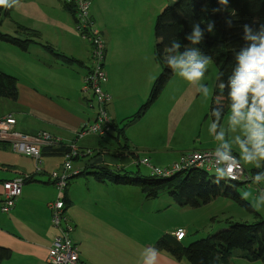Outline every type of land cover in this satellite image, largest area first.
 Listing matches in <instances>:
<instances>
[{"label": "crops", "instance_id": "crops-1", "mask_svg": "<svg viewBox=\"0 0 264 264\" xmlns=\"http://www.w3.org/2000/svg\"><path fill=\"white\" fill-rule=\"evenodd\" d=\"M34 1L30 0V3ZM88 2L89 19L105 41L104 69L108 80L103 90L111 96L108 113L115 126L108 133L110 136H96L95 143H92L90 137H94V134L80 135L83 128L96 120V108L93 106L94 98L82 92L83 78L91 67V45L84 36L85 32L78 28L79 8L74 0H51L49 9L54 10L56 15L46 17L39 14L38 23L42 27L25 24L28 29L38 30L41 38L39 43H31L27 50H23V56L16 54V57L21 58V77H15L18 81L17 100L7 99L12 101L11 107L0 114V117L13 116L16 130L21 133L34 136L46 132L59 139L63 146L56 150L60 149L61 152H67L75 145L80 150H93L96 156L98 149L102 148L109 154L128 157L131 162L134 157L135 163L139 159L147 158L153 166L161 168L171 166L185 152L214 149L191 150L187 141L172 144L174 140L155 126L156 122L152 120L154 107L138 122L129 123L145 104L151 85L161 70L155 59V23L156 10L163 5L150 14L146 1ZM65 3L74 6L76 17L65 8ZM45 45L52 47L55 54L74 58L78 63H65L63 59L49 52ZM165 120V115L160 118L162 126ZM188 122H195V119ZM121 128H124L122 138L112 137L117 136ZM104 141H110L114 146L108 147ZM119 144L122 147L127 146L128 149L121 151ZM63 154L60 156L65 158ZM19 156L21 158L7 154L0 159V165L4 166L0 169V248L11 252L8 258L0 259V264H49V250L65 225L71 228V238L78 247L84 264H139L141 252L144 256L150 255L145 248H155L156 242L163 235L176 236L177 232L183 230L162 229L156 232L152 226L142 224L144 233L150 229L154 231L150 238L142 239L139 234H131V231L138 228L129 222L127 216L132 215V212H129L127 205L124 206V197L106 196L114 204V208L108 210L105 197H96L97 194L87 192L72 194L71 188L68 189L70 180L79 177L78 174L84 170L90 169L88 173L93 172L91 165H94V158L84 168L75 170L79 173L70 178L66 189L61 193L56 182L51 179L53 173L61 171L42 166V156L40 174L48 175L49 179L37 180L36 174L39 173L35 161ZM4 161L9 162L8 165H4ZM153 162L159 164L155 165ZM127 165L100 166H108L116 171L127 168ZM19 176L26 177L22 195L8 213H3L2 183ZM87 176L95 180L93 175ZM60 198L64 204V212L61 214L62 222L56 225L53 223V212L48 206ZM125 221L128 223L126 226ZM129 238L136 242L128 244L125 239ZM156 264L188 263L177 261L166 252L158 251Z\"/></svg>", "mask_w": 264, "mask_h": 264}, {"label": "trees", "instance_id": "trees-1", "mask_svg": "<svg viewBox=\"0 0 264 264\" xmlns=\"http://www.w3.org/2000/svg\"><path fill=\"white\" fill-rule=\"evenodd\" d=\"M216 7H218L216 0H177L172 6L169 5L163 8L157 15L155 23V37L157 41L155 57L164 68L166 67V70L155 82L151 98L129 120V123L136 121L135 119L142 118L150 109L153 100L160 95L166 78L169 74H173L164 58L165 49L175 40L181 45L180 51H183L184 47L189 44L185 36L191 31V26L195 22H200L202 27L210 21L216 22L214 31L206 33L204 40L195 47H198L203 54L211 57V62L217 67L220 81L227 80L234 62L233 54L244 43L241 39L243 34L242 25L250 24L255 27L259 24H264V0H228L227 11L224 13H214L212 9ZM65 8L73 17H76L74 6L65 3ZM1 9L5 8L1 6ZM11 9L12 7L5 10L7 16ZM227 16H230L233 21L231 28L224 22ZM20 30L27 33V37L24 40L1 32L0 39L16 44V46L23 50H27L31 43H39L38 40L41 36L38 31L28 28H20ZM44 47L55 56L63 59L67 64L78 63V60L74 58H68L58 53L55 54V51L50 46L45 45ZM90 70L91 68L87 74ZM17 83L18 81L15 77L0 71V98L16 101L18 96ZM227 103L226 90H224L223 94H221V90L215 93L210 109L212 120L215 119L212 114L213 109L218 105H224V112L225 114L227 113ZM113 128L115 129L114 125ZM123 132L124 128H121L117 132V136L112 135V137L116 139L122 138ZM0 144L9 146V144L5 143ZM119 148L121 151L128 149L127 146L122 147L121 145ZM61 151L60 149L53 152L45 150L42 155L60 156L65 152ZM97 155L90 159L97 157ZM91 168L94 170L93 172L88 173L87 170H84L78 176L93 175L99 183L112 182L115 184L137 185L141 188L144 197L147 199H157L161 194L167 192L180 207L199 208L219 197H225L249 211H254L247 201L241 199L238 193L237 187L242 183L222 180L219 184H216L214 183L215 176H209V173L204 170L192 169L175 173L166 178L150 174V176H139L137 179L131 180L128 176L121 178L116 175V171H113L108 166L91 165ZM123 169H125V173H128L127 168ZM139 172L140 169L138 168L137 173ZM230 224L228 229L188 246L183 245V239L178 240L172 234H165L156 242L155 248L158 251L166 252L177 261L188 264H229L235 250L241 251L238 255L239 258L250 263H264V218H261L254 224L231 222ZM10 254L9 250L0 248V259L8 258ZM81 261L84 262L82 259Z\"/></svg>", "mask_w": 264, "mask_h": 264}, {"label": "rangeland", "instance_id": "rangeland-1", "mask_svg": "<svg viewBox=\"0 0 264 264\" xmlns=\"http://www.w3.org/2000/svg\"><path fill=\"white\" fill-rule=\"evenodd\" d=\"M146 1L149 8L150 14L155 12V10L162 4L163 6L156 10L157 15L162 11L163 7L173 5L177 0H139ZM51 0H35L30 3V0H19L16 6H13L8 16L6 15V9H1L0 6V32L3 34H8L13 37H18L20 40H24L27 37L25 31H21L20 28H28L26 25H37L42 27L39 21V14L46 17H52L56 15V12L50 8ZM40 4L42 6H40ZM34 6V7H32ZM46 8L45 10L42 9ZM143 5L140 6L142 8ZM23 25V26H22ZM38 31V30H36ZM39 32V31H38ZM91 45V57L93 53V44L89 35L84 34ZM103 40V53L105 55V41L100 34ZM157 42V41H156ZM156 47V44H155ZM23 49L16 46V44L9 43L0 39V71L14 77H21V58L16 57L17 55L23 56ZM156 59V57H155ZM157 61V59H156ZM157 63L161 67V70L157 76H159L166 70L158 61ZM85 78V77H84ZM83 78V82H84ZM154 80L149 94L147 96L146 102L151 98L153 94V87L155 85ZM220 79L218 76L217 67L213 62H210L208 71L205 74L204 83L208 86L210 90V96L206 103L201 102L200 94L197 92L195 86L189 85L186 81L175 76L174 74L168 75L166 78L162 91L156 99L150 105V108H153L152 111V120L156 122L155 126L159 129L164 130L168 137H171L172 144H177L180 141L189 143L188 147L193 150L196 149H208L215 148V142L212 136L208 132V125L211 119V105L212 99L215 96V93L220 91L219 83ZM111 97V96H110ZM94 98V97H93ZM158 100V101H157ZM96 111L98 109V104L96 99L93 100ZM157 101V103H156ZM111 103V100L107 106ZM156 105L154 106V104ZM12 101L7 99H0V114L8 111L11 107ZM227 114V113H226ZM166 117L164 125H161L159 121L162 116ZM109 116V113H108ZM110 118V116H109ZM195 119V122H188L190 119ZM138 122L139 119H135ZM111 121V118H110ZM186 122H188L186 124ZM224 121L222 120L221 123ZM112 130L113 122L111 121ZM111 130V131H112ZM112 134V133H111ZM98 134H94V137H90V141L95 143V137ZM110 136L106 134L104 136H99L104 138ZM97 138V137H96ZM176 139V140H175ZM108 147H113V143L110 141H104ZM171 144V145H172ZM120 146V144H119ZM5 145L0 144V159L4 158L7 154L14 156V158H21L16 153H13L10 146L6 150ZM100 155H103L105 152L102 149H98L97 152ZM234 154L238 156V152L234 151ZM94 157V156H93ZM139 159V157H138ZM131 163L127 165L128 173H125V169L121 168L120 170L116 169V175L121 178L127 177L131 180L137 179L139 176L146 177L150 176L149 168L135 163L132 158ZM64 157L63 156H43L42 166L52 167V170L62 171ZM90 162L89 157L80 158L73 161V170H78V168H84L85 164ZM9 162L4 161V165H8ZM156 164V162H153ZM4 166L0 165V169H3ZM244 167V177L252 178L256 172L260 169H256L250 165H243ZM138 168L140 172H138ZM5 169V168H4ZM123 169V170H122ZM88 171H91L90 169ZM0 172H2L0 170ZM51 172V171H50ZM209 176H215L214 170L209 171ZM49 176H44L36 174V179L48 178ZM247 181H242V183L237 187L238 193L240 194L245 190L256 191L260 185H256L252 182V179ZM251 182V183H249ZM246 185H245V184ZM97 183L92 177L87 175H80L77 178H73L69 182V188L71 192L80 195L83 192L97 194L96 197H105V201L108 203V210L114 208L112 199L106 196L112 197H124V206L129 207V212H132V215H128L129 222L133 223V226L138 228V230L131 231V234L136 233L142 237V239L150 238L154 231L143 232L142 224L150 225L151 228H154L156 232H159L162 229L171 230L180 228L186 234V238L183 242V245L188 246L192 243L198 242L202 239H205L211 235H214L222 230H226L230 227L231 223H240V224H254L259 221L261 218H264V212L249 211L231 199L225 197H219L218 199L213 200L211 203L201 206L199 208L191 207H180L170 195L165 192L160 195L157 199H147L144 197L141 188L137 185L132 184H113L112 182ZM106 188L111 189L107 190ZM117 198V197H116ZM128 202V204H127ZM248 202V201H247ZM249 203V202H248ZM261 206H264V202H261ZM125 216V219H127ZM230 221V222H229ZM111 222H114L111 220ZM125 221V226L127 225ZM129 243H135L136 241L133 238L125 239ZM241 253L240 250H235L232 259L229 264H264L263 262L250 263L242 258H238V255Z\"/></svg>", "mask_w": 264, "mask_h": 264}, {"label": "clouds", "instance_id": "clouds-1", "mask_svg": "<svg viewBox=\"0 0 264 264\" xmlns=\"http://www.w3.org/2000/svg\"><path fill=\"white\" fill-rule=\"evenodd\" d=\"M18 2L0 0V6L11 8ZM216 2L218 7L212 9L214 13L227 11L228 0ZM224 22L230 28L233 26L230 16L225 17ZM215 26V21L203 27L200 22H195L185 36L189 44L183 51L175 40L165 49L164 58L173 74L195 86L202 103H206L210 96L204 78L211 57L195 46L204 40L206 33H212ZM242 32L244 43L233 54L231 72L227 80L218 85L221 94L227 91V114L224 105H218L212 113L215 119L210 120L208 125V132L215 142V148L210 153V165L214 169L216 184L235 179L243 165L260 169L251 179L261 187L256 191H242L240 197L248 201L253 210L264 212V206H261L264 202V24L255 27L244 24ZM221 120L224 122L221 123ZM234 151L238 152V156L234 155ZM145 249L150 255L144 256L141 252L139 264H156L158 250L154 247Z\"/></svg>", "mask_w": 264, "mask_h": 264}, {"label": "built area", "instance_id": "built-area-1", "mask_svg": "<svg viewBox=\"0 0 264 264\" xmlns=\"http://www.w3.org/2000/svg\"><path fill=\"white\" fill-rule=\"evenodd\" d=\"M74 1L79 8L78 18L80 25L78 28L89 35L93 44L91 70L84 78L82 92L94 97L98 104L96 120L86 128H83L80 131V135L83 136L88 133L104 136L112 130V124L107 113V106L111 97L103 90V86L108 80L107 72L104 69L103 40L99 30L93 27L89 19L88 0ZM0 143L9 144L11 149L17 154L33 159L36 163L37 173H41L40 166L43 150L54 151L63 146L59 139L46 132L31 136L17 131L16 120L10 115L0 117ZM213 150L214 149L185 152L171 166L164 168L153 166L147 158L139 159L137 163L148 167L151 175L162 178L192 169L209 172L214 170L210 165V153ZM63 155H65L63 170L53 173L51 177V179L56 182L61 193L66 189L70 178L79 173L73 170V161L85 157L90 158L94 156L95 153L93 150H80L77 146L72 145L69 151L65 152ZM25 180L26 177L19 176L2 183L3 200L1 211L3 213H8L15 206L17 199L22 195ZM249 180H251V178L244 177L243 166L237 172L235 179H230V181L237 182H248ZM48 207L53 212V223L59 225L62 222L61 214L64 212L62 198L57 200L56 203L49 204ZM184 236L185 233L183 231L176 233L178 240H182ZM48 263L84 264L80 259L78 248L71 238V228L68 226L65 225L64 228L60 230V235L53 241L48 253Z\"/></svg>", "mask_w": 264, "mask_h": 264}, {"label": "water", "instance_id": "water-1", "mask_svg": "<svg viewBox=\"0 0 264 264\" xmlns=\"http://www.w3.org/2000/svg\"><path fill=\"white\" fill-rule=\"evenodd\" d=\"M131 162V159L126 157L124 158L121 154H109L105 153L103 155L97 156L93 159L92 163L94 165H110V166H123Z\"/></svg>", "mask_w": 264, "mask_h": 264}, {"label": "bare ground", "instance_id": "bare-ground-1", "mask_svg": "<svg viewBox=\"0 0 264 264\" xmlns=\"http://www.w3.org/2000/svg\"><path fill=\"white\" fill-rule=\"evenodd\" d=\"M72 178H73V177H72ZM72 178H71V179H72ZM64 200H65V199H64V197H63V201H64Z\"/></svg>", "mask_w": 264, "mask_h": 264}]
</instances>
